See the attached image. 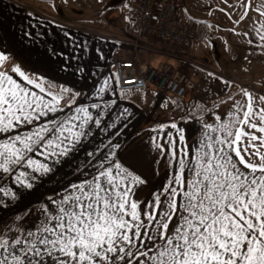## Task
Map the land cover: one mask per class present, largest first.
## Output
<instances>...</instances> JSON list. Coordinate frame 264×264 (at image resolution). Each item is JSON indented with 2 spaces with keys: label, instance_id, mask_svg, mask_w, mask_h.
Listing matches in <instances>:
<instances>
[{
  "label": "snow or ice",
  "instance_id": "snow-or-ice-1",
  "mask_svg": "<svg viewBox=\"0 0 264 264\" xmlns=\"http://www.w3.org/2000/svg\"><path fill=\"white\" fill-rule=\"evenodd\" d=\"M9 60L0 51V206L5 212L12 209L4 198L18 199L13 185L31 190L54 175L92 135L90 122L99 127L104 116L100 104H80L63 120L31 127L56 113L62 96L49 92L51 99H45L22 86L12 74L44 91L20 66L6 67ZM104 85L96 95L106 91L107 79ZM240 91L245 104L237 101L227 120L209 113L217 122L203 125L199 147L187 160L182 152L179 169L151 200L133 198L146 178L120 157V144L110 141L106 153L99 147L86 152L90 173L59 193L53 189L38 208L0 217V264H264V95L256 105L257 97ZM90 109L99 111L94 115ZM167 127L159 124L152 131ZM170 127L183 142L184 130L175 122ZM164 134L171 143L172 132ZM242 139L247 143L238 148ZM151 141L158 151L166 147L155 137ZM37 151L47 162L34 158Z\"/></svg>",
  "mask_w": 264,
  "mask_h": 264
},
{
  "label": "crops",
  "instance_id": "crops-1",
  "mask_svg": "<svg viewBox=\"0 0 264 264\" xmlns=\"http://www.w3.org/2000/svg\"><path fill=\"white\" fill-rule=\"evenodd\" d=\"M107 8L98 22L87 21L88 24L83 25L60 19L52 11L42 12L22 0H0V51H5L10 56L6 67L20 66L26 75L42 84L44 91L41 92L35 85H27L19 74H10L22 86L30 88L45 99H51L49 92L62 96L58 111L49 112L47 117H41L31 127L48 120H63L72 115L80 104L98 103L104 111L101 125L97 127L90 122L89 131L92 135L83 141V146L54 175L49 174L37 181L31 190L13 185L18 199L11 201L10 198H4L12 211L5 212L0 206V217L10 218L27 211L29 207L38 208L39 202L53 194V189L59 193L62 187H67L68 182L74 183L78 178H83L84 174L92 171L86 152L99 147L101 152L106 153L110 141L122 146L120 157L131 164L137 174L146 178V183L138 186L133 198L139 201L151 200V194L156 188L172 177L174 170L179 169L182 152L187 160L188 155L199 147L203 125L217 122L210 112L219 115L222 120L229 119L228 113L237 111L234 104L239 101L244 105L246 102L241 89L257 97L255 104L260 105L258 97L264 95V77L258 78L257 75L262 72L263 66L258 61L237 62V57L232 55L230 73L223 75L215 85L206 87V83L210 82L205 79L207 74L200 77L197 69L210 72L216 57L209 49L204 52H198L196 48L180 50L192 60L193 68L194 86L185 99L170 97L151 88L121 91L113 69L116 57L128 58L136 52L144 62H178L168 52L158 48L162 46L160 40L137 33L134 27L135 0H118L117 3L113 0ZM52 9L55 11L56 8ZM58 11V14L65 16L63 8H58ZM184 25L199 27L192 22ZM136 43L152 49L155 47L158 51L143 50ZM161 50L164 53H159ZM238 65L248 66L255 75L245 71L243 74L246 77L240 78L236 70ZM105 79L106 91L96 95L97 89L105 86ZM225 81L229 82L227 87L224 86ZM62 88L70 90L71 95L69 91L61 92ZM76 93L79 95H75ZM90 111L95 115L99 110ZM172 122L177 124V128L184 130L183 142L179 140L177 130L170 127ZM159 124H167L169 127L163 132L152 131ZM241 127L246 132L255 131L247 126ZM169 131L173 134L171 143L164 134ZM208 132L211 134V129ZM256 134L260 135L258 132ZM2 135L0 133V138ZM151 137H155L157 143L162 141L166 147L158 151L152 146ZM246 143L247 140L242 139L237 147L243 148ZM170 153H174L173 158H170ZM33 156L47 162L39 151L33 153ZM77 165L84 171L78 173ZM8 183L11 184V181Z\"/></svg>",
  "mask_w": 264,
  "mask_h": 264
},
{
  "label": "rangeland",
  "instance_id": "rangeland-1",
  "mask_svg": "<svg viewBox=\"0 0 264 264\" xmlns=\"http://www.w3.org/2000/svg\"><path fill=\"white\" fill-rule=\"evenodd\" d=\"M22 1L42 12L50 13L52 11L60 19L83 25H87V21L98 22L102 12H105L109 4L113 3V0ZM114 2L117 3L118 0H114ZM249 4L250 8L247 7ZM52 8H56L55 11ZM58 8L65 10V16L58 14ZM258 8L260 11H257ZM261 11H264V0H185V7L178 14V24L184 25L192 22L199 25V27H195L198 30V37L190 48H196L199 50L198 52L209 49L216 57L215 63L209 69L210 72L206 73L205 69H197L200 77L204 73L207 74L205 79L210 82L206 83V87L215 85L221 81L223 75L230 73L232 66L229 63L232 62L230 60L232 55L237 57V62L246 60L255 63L258 61V64L263 67L257 77H264V40L260 39L261 36H264V28L261 27L264 24V16L260 14ZM141 46L146 45L141 44ZM140 48L144 50L143 47ZM158 48L168 52L174 59H176L175 55L179 56L180 60H177V65L184 63L182 58L186 54L180 51L183 48L177 49L164 43ZM145 50L151 51L152 49L145 48ZM164 51L159 53H164ZM170 62L172 63V61ZM236 70L237 74L241 76L240 78L246 77L243 74L245 71L255 75V72L246 65H238ZM210 73L212 75H209ZM184 101L187 102V100Z\"/></svg>",
  "mask_w": 264,
  "mask_h": 264
},
{
  "label": "built area",
  "instance_id": "built-area-1",
  "mask_svg": "<svg viewBox=\"0 0 264 264\" xmlns=\"http://www.w3.org/2000/svg\"><path fill=\"white\" fill-rule=\"evenodd\" d=\"M183 4L184 0H135L134 27L137 33L177 49L190 48L198 37V30L194 26L178 24ZM136 46L152 49L139 43ZM152 50L158 51L155 47ZM175 57L180 60L179 56ZM182 60L181 65L170 60L150 63L142 61L134 52L128 58L116 57L113 69L121 91L151 88L170 97L185 99L193 89L194 78L191 59L183 56Z\"/></svg>",
  "mask_w": 264,
  "mask_h": 264
},
{
  "label": "flooded vegetation",
  "instance_id": "flooded-vegetation-1",
  "mask_svg": "<svg viewBox=\"0 0 264 264\" xmlns=\"http://www.w3.org/2000/svg\"><path fill=\"white\" fill-rule=\"evenodd\" d=\"M184 7H185V0H184V4H183V8H182V10L184 9Z\"/></svg>",
  "mask_w": 264,
  "mask_h": 264
}]
</instances>
